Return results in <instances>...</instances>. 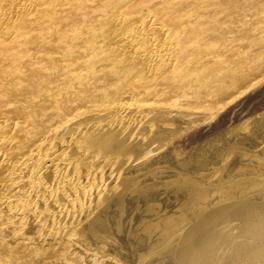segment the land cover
Returning <instances> with one entry per match:
<instances>
[{"label": "bare ground", "instance_id": "6f19581e", "mask_svg": "<svg viewBox=\"0 0 264 264\" xmlns=\"http://www.w3.org/2000/svg\"><path fill=\"white\" fill-rule=\"evenodd\" d=\"M260 82L264 0H0V264H264V114L151 161Z\"/></svg>", "mask_w": 264, "mask_h": 264}, {"label": "rangeland", "instance_id": "374dc122", "mask_svg": "<svg viewBox=\"0 0 264 264\" xmlns=\"http://www.w3.org/2000/svg\"><path fill=\"white\" fill-rule=\"evenodd\" d=\"M260 89V90H259ZM248 92V93H247ZM259 93V94H258ZM244 94V95H243ZM247 94V95H246ZM243 95V96H242ZM228 106H225L224 108L222 107V108H220V109H218L217 111H215L214 113L217 115H214V113H213V115L210 117V118H204V120H202V122H201V120L200 121H197L196 123L197 124H193V126H191V125H184V126H188V127H185V131L182 133V135H180V137L179 138H181L180 140L178 139L174 144H175V146H174V144H173V146H169L170 147V149L169 148H165L163 151H161V152H159L158 153V155L157 156H155L151 161H152V166L153 167H157V166H164L165 164L164 163H166V165L168 164L169 166L171 165H175V164H177V163H179V161H185V162H187V161H189V160H187V158L188 157H190V158H193V156L195 155V153H199L200 151H197L198 149L199 150H201L203 147H205V146H207L209 143H210V141H212V140H214V139H216V138H218V137H221V135L223 134H228V132L229 133H231V131L232 132H234V130H237V127L238 126H240V124H242V122H246V123H251V121H253V119L255 120L257 117H259L260 115H262V114H264V82H260L259 84H257L256 85V87H253V88H250V89H248V90H246V91H243L241 94H239V95H237V96H235V98L233 99V101H231V103H228L227 104ZM239 110V111H238ZM259 114V115H258ZM234 117V118H233ZM215 119V120H214ZM242 121V122H241ZM249 123V124H250ZM190 127V128H189ZM188 129V130H187ZM224 130V131H223ZM227 130V131H226ZM224 132V133H223ZM205 135V136H204ZM210 140V141H209ZM178 142H181V143H179V144H177ZM206 142H207V144H206ZM185 143V144H184ZM198 143V144H197ZM190 144V145H189ZM204 144V146H202ZM177 145V146H176ZM200 145V146H199ZM175 147V148H174ZM179 147H181V148H179ZM173 148V149H172ZM201 148V149H200ZM169 150V151H168ZM173 150H175L176 152L177 151H179V152H173ZM181 150V151H180ZM191 150V151H190ZM195 153H194V152ZM165 154H164V153ZM194 153V155H193V153ZM170 153V154H169ZM172 153H174V154H172ZM186 153V155H184ZM172 154V155H171ZM167 157H166V156ZM169 155V156H168ZM171 155V156H170ZM176 155V156H175ZM187 155H189L188 157H187ZM197 155V154H196ZM195 155V156H196ZM171 157V158H170ZM176 157V158H175ZM178 157V158H177ZM185 157H186V159H185ZM158 159V160H157ZM164 159V160H163ZM166 159V160H165ZM179 159V160H178ZM181 159V160H180ZM184 159V160H183ZM191 160V159H190ZM161 161H162V163H161ZM259 190H260V188H259ZM258 189L257 190H252L253 192L252 193H254V195H252V196H250V200L252 199V201H253V207H255V208H253V207H251V206H248V207H246L247 206V204H245L244 205V203H248V204H251L252 205V202L250 203L249 202V200H244V201H241L240 202V204H238L237 206H234L235 208H233L232 206H231V211L233 212H230V208L227 210V211H229L228 212V216H225V217H223V218H221V220L222 219H224V220H222V221H225L224 223L221 221V220H219V218L218 217H211V219H212V221L213 220H215V221H217V222H214V226L212 225V227L211 228H209V231H211L213 234L214 233H216V239L214 238V240L217 242V241H224V242H226L227 241V239H231V238H235L233 241H231L230 242V240H229V242H227V243H225V244H223V246L225 247H221V248H223L224 249V251H223V249L220 251L219 250V252H218V254H221L222 252H224V254H225V251L227 250V248H226V244H227V246H228V248L230 247V246H232V243L234 244L233 245V247H230V248H234V246L236 247V245L238 246V244H240L241 242H239L238 243V241H242V240H240V239H237L236 237H238V235H239V233H237L236 231L238 230V227L236 226L235 227V224H237V218H235L236 220H234L233 218H230L229 217V215L231 216L232 214H234V215H238V213H239V215H241L242 214V208H244V210H247L246 208H250L251 207V209H249L248 211H250L251 210V212H257L256 211V209L257 210H259L260 208H261V205H256V204H262L263 203V201H264V193H263V191H259ZM259 191V192H258ZM256 192H257V194H256ZM251 193V192H250ZM256 199V200H255ZM255 200V201H254ZM259 200V201H258ZM246 201V202H245ZM244 202V203H243ZM242 204H243V207H240V206H242ZM256 205V206H255ZM260 208H259V207ZM263 207H264V203H263V205H262ZM238 207V208H237ZM246 207V208H245ZM233 208V209H232ZM234 209H238V210H235L234 211ZM241 211V214H240V211ZM254 210V211H253ZM192 211V210H191ZM185 212V215H186V217H188L187 218V220L185 219V215H184V213L181 211V210H177V212H176V210L174 211V215L172 214L171 216L173 217V219H171L172 220V223H174L173 222V220L175 221V223L176 224H178L177 226H176V224L174 223V224H172L171 226V228L168 230V237L166 236V238H165V236H164V238H163V240L162 239H160L159 237H158V240H159V243L161 242V241H163L162 243H160V245H159V243H157L158 245H157V247H156V249H152L151 250V252H153V253H148L147 255H146V257L145 258H147V260L149 259V260H151V258L152 259H154L153 261H149L148 260V262L150 263V264H174V263H176V259H175V256H176V247L178 246V241L179 240H177V239H179L178 238V236H179V230H181L183 227H186V226H188V225H190V224H192L191 223V221H192V219H190V216H191V218H194V213L193 212ZM183 213V215H184V218L183 219H180L179 217H183V215H181L180 213ZM235 212H236V214H235ZM191 213V215L190 216H187V214H190ZM231 213V214H230ZM193 214V215H192ZM218 214V213H217ZM177 215V216H176ZM181 215V216H180ZM179 216V217H178ZM193 216V217H192ZM177 217V218H176ZM227 218H230V219H227ZM179 219V221H177V220ZM188 219H189V222H188ZM217 219V220H216ZM181 220V221H180ZM183 220V221H182ZM185 220V221H184ZM194 220V219H193ZM228 220V221H227ZM230 220V221H229ZM177 221V222H176ZM187 221V222H186ZM234 221V222H233ZM180 222H184V225H183V223L181 224ZM193 222V221H192ZM222 224H221V223ZM186 223H189V224H186ZM227 223V224H226ZM228 223H231V224H228ZM219 224V225H218ZM216 225V226H215ZM223 225V226H222ZM232 225V226H231ZM182 228H181V227ZM225 226V227H224ZM228 226V227H227ZM179 227V228H178ZM173 228V229H172ZM220 230H219V229ZM226 228H228V229H226ZM235 229V230H234ZM224 230V231H223ZM230 230H231V232H230ZM179 231V232H178ZM226 231V232H225ZM228 231V232H227ZM174 232H175V235H174ZM210 232V233H211ZM234 232V233H233ZM225 233V234H224ZM227 233H229V234H227ZM172 234V236L174 237H170L169 235H171ZM170 237V238H169ZM171 238H173V239H171ZM166 239H170V240H168V243L170 242V244L172 243V241H173V244L172 245H175V246H173L172 247V245H170V244H168V243H166L167 242V240ZM167 244H168V246H167ZM231 244V245H230ZM161 245H165V247H163V246H161ZM164 249H163V248ZM170 247H172V248H170ZM175 247V248H174ZM167 248H168V250H169V253H167ZM174 248V249H173ZM161 249H163V251L161 250ZM170 249L172 250V251H170ZM159 250V251H158ZM160 252V253H157V252ZM174 251H176V252H174ZM156 252V253H155ZM161 252H163V254H161ZM166 252V253H165ZM164 253H165V255H164ZM150 254V255H149ZM155 254V255H154ZM161 254V256H159ZM167 254V255H166ZM168 254H169V256H168ZM172 256H171V255ZM149 255V256H148ZM151 255H152V257H151ZM159 256V257H158ZM224 256V255H223ZM154 257V258H153ZM158 257V258H157ZM222 258V257H221ZM156 259V260H155ZM161 261V262H160ZM220 261V260H219ZM218 261V262H219ZM147 261H146V259H145V261H144V264H149ZM170 262V263H169Z\"/></svg>", "mask_w": 264, "mask_h": 264}]
</instances>
